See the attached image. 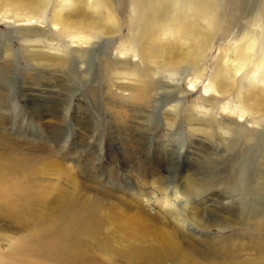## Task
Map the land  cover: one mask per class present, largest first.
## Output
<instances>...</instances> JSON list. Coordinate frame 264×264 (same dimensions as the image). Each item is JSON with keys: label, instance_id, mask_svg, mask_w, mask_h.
Returning a JSON list of instances; mask_svg holds the SVG:
<instances>
[{"label": "rangeland", "instance_id": "1", "mask_svg": "<svg viewBox=\"0 0 264 264\" xmlns=\"http://www.w3.org/2000/svg\"><path fill=\"white\" fill-rule=\"evenodd\" d=\"M64 1L48 0L43 13H29L35 18L21 24L26 11L24 5L40 0H0V90L7 89L0 95L11 94L7 91L14 81L12 97L16 96L17 101L12 108L16 119L12 124L8 120L0 122V132L51 150L46 155L48 162L40 165L45 171L32 177L47 191L48 198L57 193L58 186L71 180L78 189L84 184L89 190L91 187L101 193L111 192L112 202L119 209L128 215L150 213L163 228H171L164 213L169 209L167 205L176 206L177 201L184 204L183 212L189 222L205 227L202 238L235 237L246 244L250 236L264 234L260 230L264 229L260 225L262 221L257 227L258 221L238 223L232 217L234 205L244 210L251 205L264 211V194L246 191L249 178H255L257 188L262 187L257 176L264 172V22L254 18L259 0H245L239 8L234 3L224 5L217 27L204 24L198 35L180 38L181 47L187 45L185 53L181 49L166 51L169 45L177 43V28H161L150 40L141 43L144 45H140V50H133L126 22L128 14L118 0H108V9L100 12L90 0L78 2L74 8L70 0H66L69 4ZM76 7L80 12H75ZM60 17L76 24L62 30ZM32 27L45 29L35 43L23 32ZM183 40L186 45L182 44ZM152 44L157 45L153 51ZM40 45L52 52L48 56L54 57L50 60L54 64L64 51L77 48L82 51L77 60L80 73L68 81L70 84L67 82L68 90L62 86L68 77H61L57 69L68 70L70 64L64 62L62 67L49 68L36 58L44 57ZM134 55L135 59L144 57L152 67L165 64L172 57L184 60L183 66H190L183 74L175 75L180 78L178 89L173 92L175 96H166L153 113L149 109L151 100L144 103L132 97L143 85L136 74L141 73L140 69L132 65L135 62L127 61ZM6 62L16 66V79L5 69ZM40 69L51 74L41 75ZM22 85L45 88L52 92L45 95L50 100L23 101L26 95L21 92ZM154 92L150 90L149 95L154 96ZM0 110L3 113L0 118L10 111L4 107ZM40 112H47L42 124L38 123V116H31ZM228 119H238L243 131L233 130ZM171 122H175L174 136L168 138L165 131ZM66 123L69 129L64 134ZM143 129L151 131L153 136L141 138ZM190 143L192 148L188 150ZM238 173L240 176L231 180ZM165 176L174 179L171 184L174 192L171 190L173 193L167 197L164 194L170 181ZM5 188L3 191L0 187V192H5ZM211 193L225 198L222 203L212 200ZM218 218L224 220L227 228H219L222 221ZM178 229L186 232L183 226ZM30 230L22 228L13 218L0 216L1 262L16 263L19 258L13 256L11 248ZM179 240L184 248L191 247V240L182 237ZM246 252L248 256L251 253ZM38 259L29 257L17 264H49Z\"/></svg>", "mask_w": 264, "mask_h": 264}, {"label": "bare ground", "instance_id": "2", "mask_svg": "<svg viewBox=\"0 0 264 264\" xmlns=\"http://www.w3.org/2000/svg\"><path fill=\"white\" fill-rule=\"evenodd\" d=\"M47 1L40 0V2L34 4L26 3L24 5L26 11L22 15L21 24L30 23L31 18H35L29 13L32 14L34 11L39 12V14L43 13L44 9H46L45 5ZM70 1L72 2V8L78 5V2L81 4L84 2V0ZM90 1H92L91 5L93 8L98 9L99 12L100 10L108 9V0ZM117 2L124 12L128 14L126 22L131 31L130 44L133 50H140L141 43L145 42V39L153 37L161 28H177L178 33L175 34L176 38H178L177 43L169 45L171 47L168 50L161 49L164 52L168 51V53L172 51L176 52L180 49L183 53L187 52L185 39L182 42V44L186 45L185 47H181V44L178 43V41L181 42L180 38L183 35H198V30L204 24L217 27L222 18L224 5L234 3L239 8L245 4V0H118ZM256 8L257 12L254 18L264 22V0H259ZM75 12H80V10L76 7ZM61 17L59 23L62 24V30L76 24L74 20H66L64 17ZM110 18H113L112 20L117 23L118 20L114 19V17L110 16ZM79 23L82 25L81 22ZM49 28L51 29V27ZM44 30L32 27L24 29L23 32L27 34V37L32 38L35 43L43 35ZM33 40L31 41L33 42ZM40 46L42 47L40 50L45 51L43 53L44 57L38 56L36 58L41 59L49 68H52V65L55 67L60 65L62 67L64 62L70 64V69L68 70L57 69L61 77H64V75L68 77V80L62 85L67 89L66 85L69 83L68 81L76 79L80 73L77 60L80 58L82 51L79 48L70 49L69 52L68 50L64 51L57 59L58 62L54 64L50 62L51 58L54 57L48 56L52 52L46 50L45 45ZM151 47L153 51L154 48H157V45L152 44ZM138 60L141 63H138ZM127 61L135 62L132 65L140 69L141 73L136 74L143 82L142 88L132 97L144 103L151 100L149 106L151 113L159 108L166 96L172 98L175 96L173 92L178 89V81L180 80L175 75L178 73L183 74L185 69L190 67L188 65L183 66L182 62L184 60L176 59L175 57L169 58L165 64L157 66L154 64V67L144 57L142 59H135V55ZM13 62H8L9 64L6 62L5 66L8 67H5V69L8 71V74H13L11 77L16 79V66ZM118 63L121 64L120 62ZM75 66L79 68L78 71L75 69ZM237 68L238 66L234 69ZM38 73L44 76L51 74L42 69ZM13 83L14 81H12V86L10 85V90L8 89L7 91H11V94L10 92L8 95L6 93V97L0 95V108L4 107L9 108L10 111L12 110L11 113L10 111L5 112V117L0 118V122L4 120L7 122L6 120H8V123L12 124L11 122L16 119V115L12 113L15 111L12 108L16 107L17 102L16 96H14L15 99L12 97L13 91H15ZM193 83H191L192 86ZM20 88L21 92H24L23 94L26 95L25 99H22L23 101L29 99L40 101L39 103L47 102L50 99H47L46 93H50V95L52 93L46 91L43 87L32 88L22 85ZM6 90V88H3V90H0V93H2L1 91L6 92ZM150 90L155 91L152 97L149 95ZM187 90L185 92H190ZM53 93L56 95V92L53 91ZM61 97L57 98L62 100L63 98ZM68 97L70 98L71 96ZM73 99H76L75 96L71 97V100ZM68 104L70 105V102ZM46 113L41 114L40 112L31 116L33 118H37L38 116L39 119L37 121L39 124H42L44 123ZM0 115H3L1 110ZM228 120L234 124V126L230 124L233 130H236L238 133L243 131V126L238 123V119ZM174 123L171 122L165 131V135L168 138H173L174 136ZM67 124L62 129L64 134L68 133L67 128L69 124L66 126ZM137 124L144 126L143 123L137 122ZM152 136L153 133L146 129H143L142 133H140L141 138H151ZM61 137L65 138L66 136ZM31 142L16 140V138L12 136L8 137V135L6 136V134L0 132V187H3V191L6 187L5 192H0V216L13 218L22 228L28 227L31 229L25 238L16 241L15 245L11 248L13 256L19 259L16 260V263L12 262L10 264H17L29 257L48 261L49 264H264V234L250 236L248 238L249 242L246 244L241 239L235 237L224 238L216 236L202 238V232H204L205 227L202 228L197 223L188 221L183 212L184 208L182 206L184 204L182 202L176 201V206L167 205L169 209L165 211L164 219L171 226L170 229H167L156 223V217L150 213L140 212L135 213L136 215H128L125 211L119 209L115 202H112L111 197L113 195L111 192L103 191L101 193L99 190L91 187L89 190L84 184L78 189L75 186L76 183L71 180H68L65 185L58 186L57 193L49 199L47 191L37 182V178L34 179L32 177L45 171V169H40V165L48 162L46 155L52 152L49 148L46 149ZM46 146L48 145L46 144ZM191 148L192 145L190 143L188 150ZM239 176L240 173L236 176L232 175L231 180H235ZM257 177L261 179L262 187L257 188L255 178H249L248 180L251 179V181L249 182L250 185H246V191L264 194V172L260 173ZM166 179L170 181L169 190L164 194L167 197L171 194V190L174 192V188L171 185L174 179L169 177ZM224 198L225 195L221 194L213 196L211 193L210 195V199L221 201V203ZM234 206L232 217L238 219V223H244L252 219L259 222L257 223V227L260 225L264 227V211L262 209L251 207L250 205L247 206L249 208L246 207L244 210L243 208L241 209L240 205ZM220 219L219 222L222 221ZM223 221L219 225L221 230L227 228ZM260 221H262L261 224ZM179 222L181 223L179 224ZM178 226H183L186 232H181ZM176 233L183 236H177ZM179 237H182L183 240H191V247L189 249L184 248ZM246 250L251 251L249 256L247 252V254L245 253L246 255L244 254ZM0 264L4 263L0 261Z\"/></svg>", "mask_w": 264, "mask_h": 264}]
</instances>
